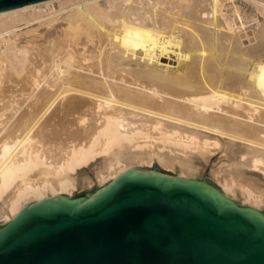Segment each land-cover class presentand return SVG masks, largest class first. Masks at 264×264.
I'll return each mask as SVG.
<instances>
[{"label": "bare ground", "instance_id": "6f19581e", "mask_svg": "<svg viewBox=\"0 0 264 264\" xmlns=\"http://www.w3.org/2000/svg\"><path fill=\"white\" fill-rule=\"evenodd\" d=\"M242 1L262 18L260 40L245 50L237 35L222 42L209 30L206 4L218 0H49L0 15V232L25 209L76 210L122 177L207 187L264 218V179L246 171L264 174V0ZM159 30L181 46H158ZM22 87L31 102L20 112ZM141 134L198 156L130 152ZM218 145L221 193L191 179ZM154 161L184 169L174 181L143 173ZM85 168L96 189L75 199V187L92 184ZM234 188L248 207L232 201Z\"/></svg>", "mask_w": 264, "mask_h": 264}, {"label": "water", "instance_id": "95a60500", "mask_svg": "<svg viewBox=\"0 0 264 264\" xmlns=\"http://www.w3.org/2000/svg\"><path fill=\"white\" fill-rule=\"evenodd\" d=\"M41 1L0 0V15ZM0 264H264V218L207 187L122 177L76 210L22 211L0 232Z\"/></svg>", "mask_w": 264, "mask_h": 264}, {"label": "rangeland", "instance_id": "374dc122", "mask_svg": "<svg viewBox=\"0 0 264 264\" xmlns=\"http://www.w3.org/2000/svg\"><path fill=\"white\" fill-rule=\"evenodd\" d=\"M217 3L220 4L218 7H212V6L209 7L206 4L207 18L209 19V23L210 22L211 23H215V26H212L209 30L213 33L214 37L217 40H221L222 42H225V40H227V36L228 35H230V36L237 35L238 36L239 46H240V48L242 50H245L247 48H250L251 46H253L256 43H258V41L260 40L258 35H260V34H258L257 31H258V28L262 24V18L258 14V12L256 11L255 7H253V6L245 3L242 0H234L233 3H231V1H229V0H221V1L218 0ZM234 10L236 11L235 13H234ZM238 17H239V19H238ZM214 18L217 21H214ZM240 20H241V22H240ZM227 25H228V27H227ZM35 27L33 26L31 28L33 29ZM31 28L26 29V30L24 29L23 30V33H25V31H27V30H32ZM156 35H157V44L161 48H165L167 46L168 42H169V39L170 38H172V39L174 38V36L168 35L167 32H164L162 30L157 31ZM173 40H174V42L176 44L175 45L176 47L181 46L180 45L181 42L179 41L180 40L179 38H175ZM263 42H264V40H263ZM37 55L38 54H36V56ZM32 58L33 57L31 56L30 59H32ZM161 61H164L165 62L166 60L161 59ZM39 63H41V61ZM133 65L134 64H132L130 66V68L131 67L133 68ZM164 69L162 71H166ZM40 72H41V70H40ZM36 75H39V74L36 73ZM27 86H28V84L26 85V88H27ZM26 88H24V89H23V87L21 88L23 90L22 91L23 92L22 95H20V93L19 94L16 93V95H17L16 100H17V103H19L16 107L20 106V109H19V110H21L20 112H22V110H24V108L27 107L26 105L31 102L29 100V97H28L29 96L28 89H26ZM24 93H26V94H24ZM22 97L24 99L27 98L25 102H23L24 100H23ZM245 103H243V104H245ZM243 104H241V105H243ZM170 106H172V104ZM163 118L165 120L168 119V118H165V117H163ZM38 126H39V124L37 125V128H38ZM185 127H188V126H185ZM37 128L34 125V129L36 130ZM34 129H32V130L35 131ZM199 131L203 133V130H199ZM204 132H205V130H204ZM210 133H212V132L206 131V134L207 135L213 136V137H218V135L217 136H216V134H213V135L211 134L210 135ZM139 137L141 139L142 138L143 139L141 140V139H139ZM134 138H132L131 143L128 142L130 144L129 146H128V144H127L126 141H125V143L122 142L123 143L122 145H126L129 148L131 147L130 148L131 149L130 152H133L134 150H136L133 153H139L140 152L139 148L141 149L142 146L145 147V145H146L145 149L146 148L147 149L145 150L144 147H143L141 149V151H142L141 153L153 151V152L158 153V154H161V155H167V156H169L170 159H171V157H174V156L179 157V155L182 158H189L190 155L191 156H194V157H197L198 156V152L197 151H190V150H188L187 147L184 146L183 142L165 140L167 138V136L163 137V140H165V141L161 142L162 144L158 143L159 141L157 139H155L154 141L157 142L158 144L157 143H154L153 144L152 143L153 142V139H151L152 141L151 140H148L149 141L148 142L144 138V136L142 134L139 135V136H134ZM136 140H138L137 143H136ZM143 140H145V141H143ZM160 141H162V139ZM139 142L141 144H139ZM144 142H146V143H144ZM165 142H167V143H165ZM174 142L177 143V144L179 143L180 145L171 144V143H174ZM150 144H151V146H150ZM138 145L141 146V147H139ZM135 146H136V149H135ZM147 146H150V147H147ZM179 146H181V147H179ZM190 147L192 148V146H190ZM219 147H220V145L216 146V149L212 148V149L216 150L214 152H211L212 154H210V153H207L208 155L206 154L210 159L206 163H202L203 165L199 166V169L197 170V172H194L193 173L194 175H193V178H191V179L197 180L198 182H202V183L206 184L207 186H209L210 188H214L216 191H218V192L221 193L222 192V188L215 181V179H214L215 177H213V174H212V171L216 168L215 166L219 162V159L224 157V153L222 154V151H221V149ZM180 148H181V150H184L183 148H186L184 151L187 154H182V152H178V150H180ZM116 149H120V148L118 147ZM132 149H133V151H132ZM157 149L160 152H158ZM219 152H221V153H219ZM175 153H177V154H175ZM179 153H181V154H179ZM169 158L165 157L164 159L166 161V160H169ZM186 161H188V160H186ZM96 165H99V164H96ZM183 169L184 168L182 166L181 167L180 166H176L175 168L162 167L156 161H154V162H152L150 164H144V167H141V170H142L143 173H146V174L154 173V174H157V175L162 176V177H165V178H167V177L168 178H171L169 180H172V181H174L175 179H179L180 173H179L178 170H183ZM84 170L87 171V174H88L90 180L92 181L91 187L88 188V189H83V188H80V187H75L74 188L75 190L74 191L72 190V195H71L72 197L86 195L87 193H91L93 190L96 189V185H94V182H93L94 181V178H93L94 176H92L93 174H91L88 171V168H85ZM244 170H246V169H244ZM246 171L255 173L257 175H260V177H263V179H264V174H262V173H259V172H256V171L254 172V171H251V170H246ZM214 176H215V174H214ZM233 190L234 191H232V192H233V195H235V196H233L232 194H229L230 197L232 195V197H231L232 198V201L237 206L243 205L242 207H248V204H246L243 200H241L242 197L239 194L240 193L239 189L234 188ZM10 192H11V190L8 191V193H10ZM62 196L65 198V197L68 196V194L66 193V195L63 194ZM30 199L31 198L22 199V203L25 202L24 204L25 205H28V204H30L32 202V199L31 200ZM242 201L245 204H243ZM263 205L264 204H261V208H262V213L264 215V206ZM0 225H2V223H0Z\"/></svg>", "mask_w": 264, "mask_h": 264}]
</instances>
